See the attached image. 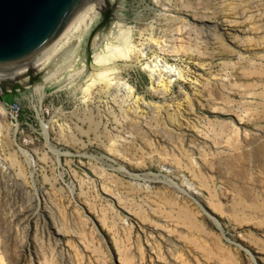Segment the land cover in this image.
Here are the masks:
<instances>
[{"label": "rangeland", "instance_id": "374dc122", "mask_svg": "<svg viewBox=\"0 0 264 264\" xmlns=\"http://www.w3.org/2000/svg\"><path fill=\"white\" fill-rule=\"evenodd\" d=\"M108 7L45 82L2 101L0 264H264V0ZM102 34L122 48L93 82ZM157 62L183 70L169 91Z\"/></svg>", "mask_w": 264, "mask_h": 264}, {"label": "water", "instance_id": "95a60500", "mask_svg": "<svg viewBox=\"0 0 264 264\" xmlns=\"http://www.w3.org/2000/svg\"><path fill=\"white\" fill-rule=\"evenodd\" d=\"M109 1L0 0V102L30 94L54 74L89 38Z\"/></svg>", "mask_w": 264, "mask_h": 264}, {"label": "bare ground", "instance_id": "6f19581e", "mask_svg": "<svg viewBox=\"0 0 264 264\" xmlns=\"http://www.w3.org/2000/svg\"><path fill=\"white\" fill-rule=\"evenodd\" d=\"M113 1L114 0H110L108 5L106 6V8L103 12V15H102V20L106 14V11H108V8H109L108 6H110V4L113 3ZM117 20H122V18L117 17ZM221 25L226 26V27L230 26V25H227L226 22H221ZM121 26H123V24H121ZM115 29H119V27L116 26ZM119 30L121 31V29H119ZM236 31H237V29L228 30V32H230V33H228V35L225 36V39L231 40V37L236 34ZM131 32H132L131 29L125 30L124 32H121L125 38L121 42H124L126 44L127 48H130L133 46V44H132L133 40L131 39V37H132ZM99 39H101L102 42L106 40V45H103V43L99 42ZM99 39H96L93 43V47L101 48V51L96 56L97 57V59H96L97 65H99L100 68L95 69V74L93 75V78L95 80L93 82H95L99 79H106L108 77L107 72L110 70L109 65L115 59V56H117V52H120V50H121L120 48H122V46L120 44L121 42H119L118 44L116 43L118 41V37L114 38V40H113L114 43L110 40L111 39L110 36L106 37V36H104V34H102L99 37ZM154 44H155V46H158V48H157L158 52L164 51L160 41L155 40ZM160 64H161L160 62H157L154 65H148V66L154 72L157 71V69L161 71V74H162V81L161 82L164 83L166 90L169 91L172 87V83L176 79H182L183 78V76H184L183 70L182 69L177 70V69H172V68L169 69L166 65H160ZM167 73H168V75H167ZM98 75H99V77H98ZM122 84H123V88H124V89L121 88L123 90V92H122L123 97H125V98L127 97V100L129 98H133L135 96L134 87L128 83H122ZM121 87H122V85H121ZM91 88H92V85H89V87L87 88V90L85 92L90 91ZM127 102H129V101H127ZM128 104L130 105V103H128ZM0 111H3L4 113H6V105L2 102H0ZM13 134H14V130H13ZM262 166L264 167V162L262 163Z\"/></svg>", "mask_w": 264, "mask_h": 264}, {"label": "built area", "instance_id": "2783aa9c", "mask_svg": "<svg viewBox=\"0 0 264 264\" xmlns=\"http://www.w3.org/2000/svg\"><path fill=\"white\" fill-rule=\"evenodd\" d=\"M5 103H6V102H5ZM10 107H11L12 109H16V107H15V106H13V105H11V104H10Z\"/></svg>", "mask_w": 264, "mask_h": 264}, {"label": "trees", "instance_id": "16d2710c", "mask_svg": "<svg viewBox=\"0 0 264 264\" xmlns=\"http://www.w3.org/2000/svg\"><path fill=\"white\" fill-rule=\"evenodd\" d=\"M11 100V99H10Z\"/></svg>", "mask_w": 264, "mask_h": 264}]
</instances>
